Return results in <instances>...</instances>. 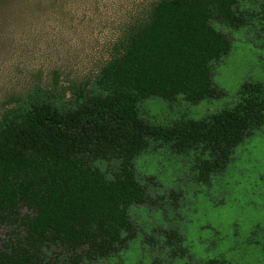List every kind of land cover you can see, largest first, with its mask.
Returning <instances> with one entry per match:
<instances>
[{"label": "trees", "instance_id": "trees-1", "mask_svg": "<svg viewBox=\"0 0 264 264\" xmlns=\"http://www.w3.org/2000/svg\"><path fill=\"white\" fill-rule=\"evenodd\" d=\"M238 1L160 0L127 29L90 88L67 99L56 87L35 86L17 99L0 120V230L12 228L0 264H41L52 247L69 253L65 264L113 256L136 236L130 208L152 203L135 162L154 143L191 155L196 181L207 184L264 128L262 83H244L230 108L168 126L147 122L139 108L154 97L198 104L224 96L212 64L232 41L212 22L240 28ZM100 160L117 163L112 179ZM183 242L176 230L167 234L186 256Z\"/></svg>", "mask_w": 264, "mask_h": 264}, {"label": "rangeland", "instance_id": "rangeland-1", "mask_svg": "<svg viewBox=\"0 0 264 264\" xmlns=\"http://www.w3.org/2000/svg\"><path fill=\"white\" fill-rule=\"evenodd\" d=\"M159 1L0 0V120L35 86L56 87L67 99L90 88L127 29L145 22ZM237 10L244 20L238 29L212 22L232 41L230 53L212 64L224 96L198 104L181 96L144 100L139 108L147 122L202 119L235 105L244 83L264 85L262 0H239ZM95 165L109 179L117 171L114 161ZM135 172L152 199L130 208L135 238L113 256L83 264H264V128L207 184L196 181L191 155L157 143L138 157ZM172 230L184 237L186 256L166 243ZM11 233L0 230V246ZM68 256L52 247L41 264H65Z\"/></svg>", "mask_w": 264, "mask_h": 264}]
</instances>
